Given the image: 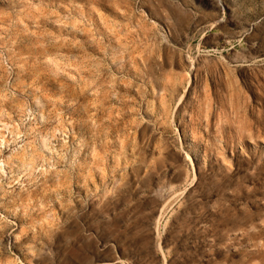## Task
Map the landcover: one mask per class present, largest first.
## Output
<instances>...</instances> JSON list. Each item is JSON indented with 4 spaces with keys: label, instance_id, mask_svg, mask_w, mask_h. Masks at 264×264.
Returning <instances> with one entry per match:
<instances>
[{
    "label": "rangeland",
    "instance_id": "rangeland-1",
    "mask_svg": "<svg viewBox=\"0 0 264 264\" xmlns=\"http://www.w3.org/2000/svg\"><path fill=\"white\" fill-rule=\"evenodd\" d=\"M0 264H264V0H0Z\"/></svg>",
    "mask_w": 264,
    "mask_h": 264
}]
</instances>
